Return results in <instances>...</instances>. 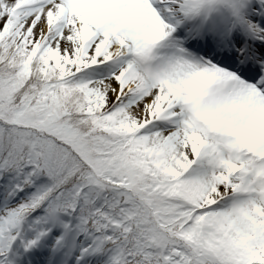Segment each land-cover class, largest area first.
<instances>
[{"label": "snow or ice", "instance_id": "6c2138e0", "mask_svg": "<svg viewBox=\"0 0 264 264\" xmlns=\"http://www.w3.org/2000/svg\"><path fill=\"white\" fill-rule=\"evenodd\" d=\"M0 264H264V0H0Z\"/></svg>", "mask_w": 264, "mask_h": 264}]
</instances>
